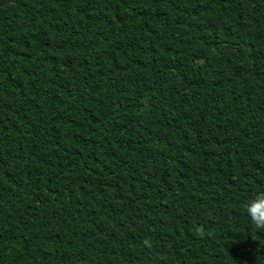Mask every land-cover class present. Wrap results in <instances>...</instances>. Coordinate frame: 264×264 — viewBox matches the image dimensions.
<instances>
[{
    "label": "trees",
    "instance_id": "16d2710c",
    "mask_svg": "<svg viewBox=\"0 0 264 264\" xmlns=\"http://www.w3.org/2000/svg\"><path fill=\"white\" fill-rule=\"evenodd\" d=\"M258 191L264 0H0V264H264Z\"/></svg>",
    "mask_w": 264,
    "mask_h": 264
},
{
    "label": "clouds",
    "instance_id": "9594fccd",
    "mask_svg": "<svg viewBox=\"0 0 264 264\" xmlns=\"http://www.w3.org/2000/svg\"><path fill=\"white\" fill-rule=\"evenodd\" d=\"M243 211L251 222V228L255 231H264V191H258L254 196L243 204ZM197 237H203L205 230L203 227L195 229ZM146 243H150L147 241ZM261 246L262 245L261 243ZM260 257H258L257 264H260Z\"/></svg>",
    "mask_w": 264,
    "mask_h": 264
}]
</instances>
